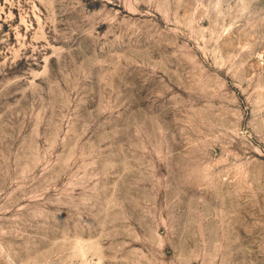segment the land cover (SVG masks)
<instances>
[{
	"label": "rangeland",
	"instance_id": "1",
	"mask_svg": "<svg viewBox=\"0 0 264 264\" xmlns=\"http://www.w3.org/2000/svg\"><path fill=\"white\" fill-rule=\"evenodd\" d=\"M0 264H264V0H0Z\"/></svg>",
	"mask_w": 264,
	"mask_h": 264
}]
</instances>
